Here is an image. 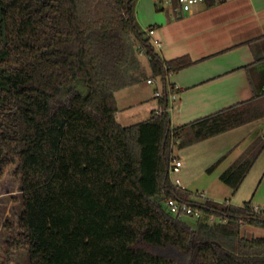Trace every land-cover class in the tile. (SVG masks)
I'll return each mask as SVG.
<instances>
[{
    "label": "trees",
    "instance_id": "obj_1",
    "mask_svg": "<svg viewBox=\"0 0 264 264\" xmlns=\"http://www.w3.org/2000/svg\"><path fill=\"white\" fill-rule=\"evenodd\" d=\"M135 3L0 0V180L13 165L22 193L5 253L25 248L30 264H264V235L240 230L264 229V211L193 194L169 174L175 145L264 117V93L172 126L165 78L192 61L158 55ZM139 52L160 76L161 109L123 125L116 92L139 80ZM263 147L259 135L220 174L233 192ZM169 198L202 212L196 226Z\"/></svg>",
    "mask_w": 264,
    "mask_h": 264
},
{
    "label": "crops",
    "instance_id": "obj_2",
    "mask_svg": "<svg viewBox=\"0 0 264 264\" xmlns=\"http://www.w3.org/2000/svg\"><path fill=\"white\" fill-rule=\"evenodd\" d=\"M164 3L136 0L135 16L163 60L187 57L192 61L170 71L165 78L176 94L169 100L172 126L264 93V0H216L211 5L206 0L192 5L177 0ZM149 28L152 33H148ZM140 55V70L145 72L138 74L137 70L139 80L116 92L117 119L120 93L136 84L130 91L133 105L146 104L147 117L160 108L154 91L161 89V81L156 77V84L147 82L153 77L152 70L147 56ZM143 83L153 86L150 92L143 91ZM263 127L264 117L183 147L175 145L173 154L182 164L175 177L169 172L171 180L177 177L189 192L217 201L264 204V147L236 191L220 179V174L253 141L243 147L244 140L258 128L260 132L254 139L262 135Z\"/></svg>",
    "mask_w": 264,
    "mask_h": 264
},
{
    "label": "rangeland",
    "instance_id": "obj_3",
    "mask_svg": "<svg viewBox=\"0 0 264 264\" xmlns=\"http://www.w3.org/2000/svg\"><path fill=\"white\" fill-rule=\"evenodd\" d=\"M160 5L165 4L164 2H158ZM140 56L145 57L143 52L138 53ZM146 58V57H145ZM144 70H139L140 74H143ZM158 81L160 76H157ZM143 91L150 92L153 86L147 85L146 83L141 84ZM140 85V87H141ZM154 85V84H153ZM138 86V84L134 85ZM133 86V87H134ZM132 87V89H133ZM135 88V87H134ZM130 89V91L132 90ZM141 89V88H140ZM128 90V89H125ZM130 91H123L122 95H119V104L121 106L120 115L118 120L123 125H128L145 119L146 104L133 105L135 99L130 95ZM138 91V89H137ZM126 94V95H124ZM125 97V98H124ZM13 165L9 167L5 176L0 180V264H30L28 258V252L25 248H17L10 255L5 253V242L8 240L10 235L7 224H16L18 222V216L22 210V193L19 188V178L11 173ZM175 177L177 173H172ZM166 207V204L164 205ZM168 208V207H166ZM183 220L187 221L193 227L196 226V217L192 215H185L182 217ZM218 219L213 217L212 221ZM241 233L250 237L254 235H264V229L259 227L250 226L244 224L240 228ZM7 256H9L7 260Z\"/></svg>",
    "mask_w": 264,
    "mask_h": 264
},
{
    "label": "built area",
    "instance_id": "obj_4",
    "mask_svg": "<svg viewBox=\"0 0 264 264\" xmlns=\"http://www.w3.org/2000/svg\"><path fill=\"white\" fill-rule=\"evenodd\" d=\"M170 0H157V2H168ZM180 4H186V5H192L198 1H204V0H177ZM148 33H152L153 29L149 28ZM147 82L150 84H156L157 80L153 77L148 78ZM168 89H170V87H168ZM154 94L156 96H159L161 94V89L160 88H156L154 91ZM176 97L175 92L169 91V100H173ZM170 104V102H169ZM168 110L171 108L170 105H168ZM161 109V108H160ZM182 162L180 159L174 157L172 158L170 164H169V172L175 173L177 171H179V168L181 166ZM175 185H178L180 187H182L180 185V180L179 178H174L172 181ZM183 188V187H182ZM199 195H203L202 193H200ZM166 206L168 207V210L170 212H172L174 215H177L179 217H183L185 215H192L195 216L196 218L200 217L202 215V212L199 209H194L190 204H188L187 202H184L182 200L179 199H175V198H169L165 201ZM252 208L254 211H259V212H263L264 211V204H253L252 203ZM213 219V216L210 217V220Z\"/></svg>",
    "mask_w": 264,
    "mask_h": 264
},
{
    "label": "water",
    "instance_id": "obj_5",
    "mask_svg": "<svg viewBox=\"0 0 264 264\" xmlns=\"http://www.w3.org/2000/svg\"><path fill=\"white\" fill-rule=\"evenodd\" d=\"M260 132V129H256V131L252 132L243 142L242 146H246L248 145L253 139L254 137ZM262 136H264V127H263V130L261 132Z\"/></svg>",
    "mask_w": 264,
    "mask_h": 264
}]
</instances>
